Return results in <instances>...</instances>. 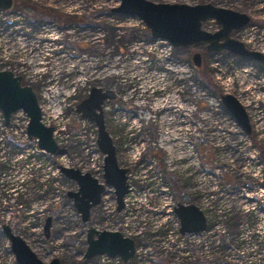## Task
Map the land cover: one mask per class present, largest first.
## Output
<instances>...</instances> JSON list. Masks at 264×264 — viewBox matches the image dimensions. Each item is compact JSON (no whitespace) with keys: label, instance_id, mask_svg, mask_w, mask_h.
Here are the masks:
<instances>
[{"label":"rangeland","instance_id":"1","mask_svg":"<svg viewBox=\"0 0 264 264\" xmlns=\"http://www.w3.org/2000/svg\"><path fill=\"white\" fill-rule=\"evenodd\" d=\"M149 1L212 4L246 14L250 25L232 38L264 54V0ZM118 4L13 0L10 11H0V71L32 88L59 148L48 156L35 151L34 141L15 144L10 132L0 131L6 135L0 143V264H17L5 223L44 262L119 264L83 258L92 226L136 241L127 264H264V64L207 53L200 45L174 49L152 39L137 18L111 12ZM194 53L201 54L200 68L191 61ZM93 87L116 95L104 104V120L131 191L125 210L117 212L113 189L106 188L85 224L67 197L77 185L58 168L72 167L103 183L96 127L76 112ZM226 94L246 110L250 135L222 105ZM178 202L197 206L207 230L181 239L175 229H162L178 222Z\"/></svg>","mask_w":264,"mask_h":264},{"label":"water","instance_id":"2","mask_svg":"<svg viewBox=\"0 0 264 264\" xmlns=\"http://www.w3.org/2000/svg\"><path fill=\"white\" fill-rule=\"evenodd\" d=\"M12 8L13 0H0L1 11H10ZM111 12L137 18L148 29L152 39L165 41L174 49L204 45L208 53L225 52L264 64L263 53L248 49L242 42L232 38L233 32L250 25L251 19L246 14L212 4L155 3L149 0H119L118 6L112 8ZM209 19L220 27L218 31L209 33L202 29V23ZM191 61L199 68L202 64L201 54L194 53ZM115 98L112 91L93 87L88 97L76 107V112L92 122L97 129V147L103 155L104 184L78 169L58 168L64 177L77 185V191L68 192V197L72 199L85 224L89 222L91 210L100 203L105 187L114 189L118 212L123 209V199L128 193L127 170L118 165L115 147L103 115L104 103ZM220 100L243 133L249 135L251 125L241 103L230 94L222 95ZM19 110L28 117V138H35L41 151L56 155L58 146L53 138L54 129L42 123V111L32 88L23 85L21 78L12 72L0 71V111L5 123L8 124L12 114ZM174 214L179 221L181 235L200 233L207 228L204 213L193 204L177 203ZM2 228L17 264H60L57 258L49 262L42 261L7 225ZM49 228L50 221L47 219L44 227L46 237ZM86 245L85 260L104 255L111 259L119 258L126 263L135 253L134 241L118 231H100L90 227L86 234Z\"/></svg>","mask_w":264,"mask_h":264},{"label":"built area","instance_id":"3","mask_svg":"<svg viewBox=\"0 0 264 264\" xmlns=\"http://www.w3.org/2000/svg\"><path fill=\"white\" fill-rule=\"evenodd\" d=\"M42 118H43V116H42ZM27 125H28V117L26 116V114L23 111H17V112H15L12 115V117L10 119V122L8 124L5 123V120L3 118V115H2V113L0 111V131L2 133L6 134V135H7L8 132H10L12 134V136H13V140H14L15 144H23L25 141H30V140L34 141L35 142L34 143L35 144V151L41 152L38 149L37 141L35 139H29L28 138V136H27ZM4 134H2V136H0V143H2V142L4 143L5 136H6ZM55 136H56V132H54V139H55ZM27 155L29 156V153H27ZM25 158H27V156ZM130 191H131V188L129 187L128 194H130ZM128 194L124 198V207H123L122 210H125V207H126V197L128 196ZM206 221H207V219H206ZM165 227H166L165 229H168V232H170V233H173V231L175 229L177 231V235H176L177 238L180 237L181 239H183L185 237H189L191 235H195V234H185V236H182L180 234V232H179V223L178 222L175 223V225H173L171 227H169L168 225H165ZM207 227H208V225H207ZM206 230H207V228H206ZM196 234H199V233H196ZM135 253H136V250H135ZM135 253H134V257H135ZM100 257H103L106 260H115L119 264H127L132 259H134V257H133L132 259H130L129 261H127L126 263H124L119 258L111 259V258H108L107 256H104V255L103 256H100Z\"/></svg>","mask_w":264,"mask_h":264},{"label":"flooded vegetation","instance_id":"4","mask_svg":"<svg viewBox=\"0 0 264 264\" xmlns=\"http://www.w3.org/2000/svg\"><path fill=\"white\" fill-rule=\"evenodd\" d=\"M116 14V13H115ZM118 15H120V14H118ZM211 22H214L215 23V25L217 26V28L216 29H214V30H209V29H206V28H204V26H206V25H208L209 23H211ZM211 26L212 25H210L209 26V28H211ZM202 29L204 30V31H206V32H209V33H214V32H216V31H218L219 30V26L216 24V22L214 21V20H211V19H209V20H206V21H204L203 23H202ZM200 46H202V47H204V49H205V46L204 45H200ZM248 48V47H247ZM248 49H250V48H248ZM252 50V49H251ZM205 51H206V49H205ZM207 52V51H206ZM208 53V52H207ZM222 53H225V52H222ZM215 54V53H214ZM229 54V53H228ZM201 59H202V57H201ZM250 60V59H249ZM252 61V60H251ZM256 62V61H255ZM262 64V63H261ZM202 65V64H201ZM201 67V66H200ZM199 67V68H200ZM196 68H198V67H196ZM15 76V75H14ZM18 77H20V76H18ZM21 78V82H22V84H23V81H22V77H20ZM116 99V98H115ZM114 99V100H115ZM110 101V100H109ZM107 102V101H106ZM105 104V103H104ZM103 115H104V106H103ZM251 132H252V128H251ZM251 134V133H250ZM249 134V135H250ZM248 136V135H247ZM1 146H4V143L2 142L1 143ZM0 146V147H1ZM4 150H2V152H3ZM119 165V164H118ZM63 167H66V166H63ZM119 167H120V165H119ZM68 168H70V167H68ZM122 168V167H121ZM127 170V175H128V169H126ZM102 173H103V166H102ZM90 174V173H89ZM91 175V174H90ZM92 176V175H91ZM92 177H94V176H92ZM66 178V177H65ZM95 178V177H94ZM69 180V179H68ZM71 181V180H70ZM99 182V181H98ZM100 183V182H99ZM100 184H104V180H103V183H100ZM129 186V185H128ZM106 188H112V187H105V190H104V192H103V194L101 195V200H100V203L96 206V207H94V208H97L98 206H100L101 204H102V198H103V196H104V193H105V191H106ZM113 189V188H112ZM128 191H129V187H128ZM69 192H71V191H69ZM113 192H114V189H113ZM115 195V194H114ZM67 197H68V193H67ZM116 197V196H115ZM69 198V197H68ZM70 200H72L71 198H69ZM124 203V202H123ZM178 203H182V204H191V203H184V202H178ZM176 206V205H175ZM124 207V206H123ZM93 208V209H94ZM117 210V209H116ZM92 211V210H91ZM118 212V211H117ZM119 212H121V211H119ZM173 212H174V208H173ZM90 218H91V212H90ZM49 219V221H50V228H51V224H52V221H53V218L51 217V218H48ZM47 220V219H46ZM46 220H45V224H46ZM89 222H90V219H89ZM88 222V223H89ZM88 223H86V224H88ZM3 225H7L10 229H11V232L14 234V235H17V234H15L13 231H12V228L8 225V224H3ZM3 227V226H2ZM44 227H45V225H44ZM90 227H92V226H90ZM89 227V228H90ZM50 228H49V230H48V235H49V231H50ZM88 228V229H89ZM92 228H94V227H92ZM166 227L164 226V227H162V229H165ZM87 229V230H88ZM95 229V228H94ZM2 230H3V228H2ZM96 230H98V229H96ZM100 231H103V230H100ZM106 231H109V230H106ZM180 232V231H179ZM4 233V232H3ZM5 235V234H4ZM44 235H45V232H44ZM17 236H19V235H17ZM182 236H185V235H182ZM20 237V236H19ZM46 237V236H45ZM48 237V236H47ZM131 239V238H130ZM8 240V239H7ZM133 241H134V247H135V250H136V241L134 240V239H132ZM9 242V241H8ZM10 245V244H9ZM11 251V250H10ZM12 253V252H11ZM61 264V263H60Z\"/></svg>","mask_w":264,"mask_h":264},{"label":"bare ground","instance_id":"5","mask_svg":"<svg viewBox=\"0 0 264 264\" xmlns=\"http://www.w3.org/2000/svg\"><path fill=\"white\" fill-rule=\"evenodd\" d=\"M41 97H43V98H45V99L47 100V98H46L45 95H44V96H41ZM49 99L53 100V97L50 96V97L48 98V101H49ZM52 107H53V106H51V105L49 104V102H47V110H51ZM48 112L51 113V111H48ZM56 114H57V113H56L55 111H53L52 114H51L50 116H51L53 119H55V118H56Z\"/></svg>","mask_w":264,"mask_h":264},{"label":"trees","instance_id":"6","mask_svg":"<svg viewBox=\"0 0 264 264\" xmlns=\"http://www.w3.org/2000/svg\"><path fill=\"white\" fill-rule=\"evenodd\" d=\"M27 11L30 12V13H34V9L32 8H29L28 6L26 7ZM46 13V12H45Z\"/></svg>","mask_w":264,"mask_h":264}]
</instances>
